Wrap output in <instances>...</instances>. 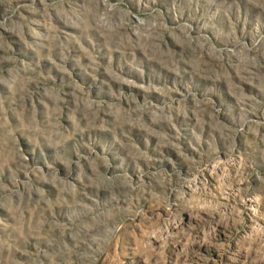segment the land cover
<instances>
[{
	"label": "rangeland",
	"instance_id": "rangeland-1",
	"mask_svg": "<svg viewBox=\"0 0 264 264\" xmlns=\"http://www.w3.org/2000/svg\"><path fill=\"white\" fill-rule=\"evenodd\" d=\"M0 264H264V0H0Z\"/></svg>",
	"mask_w": 264,
	"mask_h": 264
}]
</instances>
